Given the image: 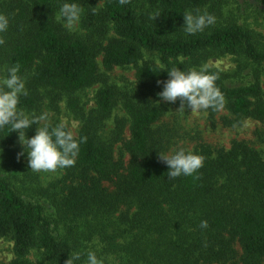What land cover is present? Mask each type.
Segmentation results:
<instances>
[{"label":"trees","instance_id":"obj_1","mask_svg":"<svg viewBox=\"0 0 264 264\" xmlns=\"http://www.w3.org/2000/svg\"><path fill=\"white\" fill-rule=\"evenodd\" d=\"M63 2L91 7L89 17L110 23L113 37L103 46L67 34L55 21V11ZM103 2L100 10L95 5ZM148 8L138 12L133 0H0V14L9 18V28L0 33V68L19 65L28 95L19 107L28 113L38 109L41 90L57 100L93 86L98 79L96 57L102 54L105 70L133 66L135 77L144 87L162 91L157 81L168 79L173 66L181 70L197 67L209 53L241 55L251 63L264 64L252 34L237 24L206 27L188 35L183 30L187 11H207L215 16L224 0H144ZM159 14L155 17V14ZM98 36L105 30L97 28ZM142 51L156 55L162 65L141 60ZM215 83L224 96V109L236 118L264 120V97L258 79L250 84L229 85L228 75L213 69ZM1 78V77H0ZM116 92L111 87L95 94L96 115L85 117L77 102L68 105L81 121L79 153L74 166L66 168L68 183L62 199L74 215L92 211L110 212L124 203L135 204L144 220L150 219L161 237L171 228L185 245L171 243L172 259L167 264H224L234 259V243L242 251L241 264L264 261V158L243 142L228 150L212 152L201 147L193 152L204 157L195 176L168 177V167L158 153H164L161 131L155 125L164 116L162 106L126 99L123 108L129 119V140L121 154L128 156L126 167L114 159V142L104 141L98 128L110 117ZM211 113L216 112L208 109ZM33 125L27 134H35ZM0 129V149L12 143L15 132ZM207 221V228H201ZM188 223L191 231L181 229ZM188 232V233H187ZM13 241L15 258L5 264H33L31 250L41 251L49 264H65L73 254L68 240L59 239L39 204L19 196L10 183L0 178V238ZM77 264V263H76Z\"/></svg>","mask_w":264,"mask_h":264},{"label":"rangeland","instance_id":"obj_2","mask_svg":"<svg viewBox=\"0 0 264 264\" xmlns=\"http://www.w3.org/2000/svg\"><path fill=\"white\" fill-rule=\"evenodd\" d=\"M51 2L53 6H57V0ZM133 3L138 12L148 8L144 0H133ZM102 5L103 2L97 3L94 10H100ZM59 8L55 11V21L67 34L86 41H97L103 46L114 36L110 23H100L98 19L89 17L88 10L91 7H83L79 29L69 32L59 19ZM215 17L218 25L234 23L248 30L254 37L256 46L264 52V0H224ZM99 27L105 30L103 36H98L96 32ZM205 57L195 68L207 65L208 69L218 70L228 75L227 82L232 86L250 84L256 77L264 97V64L257 66L241 55L219 52L209 53ZM101 61L102 54H99L96 57L98 79L93 86L72 94H61L55 101L47 89L41 90L42 100L38 109L31 114L47 112L53 125L60 121L75 124L77 137L81 121L69 107L68 101L75 100L85 117L94 116L97 109L96 92L111 87L116 92L115 105L110 117L98 128L97 134L104 141L114 142V159H120L124 167L128 156L121 154V148L122 143L129 140V119L123 108L126 99L134 102L147 101L164 108L163 118L155 125L161 131L164 153L175 146L191 151L205 147L214 152L228 150L234 142H243L264 158V120L236 118L224 108L213 113L208 110L191 112L187 108L185 112H175L180 108V100L177 99L174 104L159 100L158 91H152L137 81L133 66L105 70ZM145 61L162 65L158 56L142 51L138 64ZM3 74L4 70L0 68L1 78ZM26 135L29 137L27 133ZM22 151L15 132L14 141L0 149V178L6 179L19 196L42 207L43 214L55 228L57 237L68 240L73 254H81L77 264H86L88 251H94L98 258L104 260V264H167L172 259L168 255L172 249L170 242L175 243L176 248L185 245L183 237L177 235L176 228H171L166 237L160 236L155 224L148 229L147 224H151V220H144L145 216L140 214L135 204L124 203L110 212L98 210L82 216L72 214L62 203L68 183L66 168L54 172L32 171L28 167L26 154L18 155ZM181 229L191 231L186 222L182 223ZM233 249L234 259L224 264H241L240 246L234 243ZM14 258L12 239L0 238V264L8 263ZM27 259L33 264H49L38 250H31Z\"/></svg>","mask_w":264,"mask_h":264},{"label":"clouds","instance_id":"obj_3","mask_svg":"<svg viewBox=\"0 0 264 264\" xmlns=\"http://www.w3.org/2000/svg\"><path fill=\"white\" fill-rule=\"evenodd\" d=\"M127 0H120L121 4ZM82 5L76 2H63L59 8V19L63 27L69 32L79 29L83 14ZM159 14H155L158 17ZM183 30L188 35L202 32L216 22V17L207 11H187L183 15ZM9 28V18L0 14V33ZM7 75L0 78V129L8 127L11 132L18 134V141L23 151L18 155L26 154L28 167L32 171H56L74 166L79 153V144L75 135V124L69 125L60 121L53 125L49 114L43 112L35 115L24 111L19 107L20 98L28 95L26 82L20 75V66L14 65L6 69ZM166 81H157L158 86L162 84L159 92V100L174 104L180 100L181 112L190 109L191 112L212 109L219 111L224 107V96L216 86L215 74L209 72L207 65L197 69L191 68L187 71L173 66L167 71ZM36 126L35 134L29 138L26 133ZM10 132V133H11ZM168 167V177L175 179L180 176H195L204 165V157L187 150L181 146H175L168 152L158 153ZM207 221H201L200 227L207 228ZM81 259L80 253H74L66 260L65 264H76ZM86 264H104L102 258H98L94 251H88Z\"/></svg>","mask_w":264,"mask_h":264}]
</instances>
